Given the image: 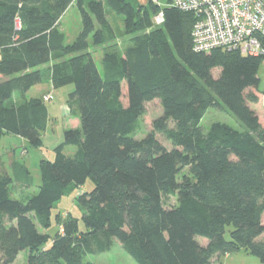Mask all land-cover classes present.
<instances>
[{
	"label": "trees",
	"instance_id": "1",
	"mask_svg": "<svg viewBox=\"0 0 264 264\" xmlns=\"http://www.w3.org/2000/svg\"><path fill=\"white\" fill-rule=\"evenodd\" d=\"M72 5L82 29L67 44L61 19ZM159 12L150 0H0V144L14 135L43 146L49 109L28 93L45 81L74 86L82 124L64 131L53 161L40 163L42 186L26 199L12 197L21 179L0 161V264L22 253L26 264H93L88 256L116 243L137 264H211L241 250L264 264V126L251 106L260 100L263 60L195 52L194 16L167 7L157 26ZM111 13L133 36L123 46ZM105 44L100 68L91 45ZM156 100L163 115L139 139L146 105ZM212 108L240 128L202 127ZM23 176L30 188L27 169ZM89 179L94 189L77 197L84 229L66 217L52 238V208Z\"/></svg>",
	"mask_w": 264,
	"mask_h": 264
},
{
	"label": "rangeland",
	"instance_id": "2",
	"mask_svg": "<svg viewBox=\"0 0 264 264\" xmlns=\"http://www.w3.org/2000/svg\"><path fill=\"white\" fill-rule=\"evenodd\" d=\"M159 4L162 7H165L167 6L168 1L160 0ZM111 21L116 30L117 43L123 46L133 38V36L125 33L122 18L111 13ZM81 29L82 19L80 12L77 6H72L61 19V31L65 34L66 43H73ZM107 47L108 44L99 47L91 45V52L100 68ZM259 78L261 80L259 89L260 91H264V63L261 65ZM73 90L74 86L72 85L54 89L50 83L45 81L43 84L32 88L28 93L29 98H42L49 109L50 121L47 132L43 135V146L37 147L32 145L28 140L14 135H4L2 137L0 144V161L5 165L14 178L15 174H18L19 179H21V181H15L12 187L13 198L21 200L38 193L42 186V171L39 166L40 163L43 160L53 161L55 159L54 149L64 141L65 130L74 128L75 126H78V128L82 127L81 117L78 113V106L75 104L76 102L74 103L70 100V93ZM162 115L163 109L160 101L156 100L148 103L146 105V113L141 119L140 128L136 137L141 139L151 132L153 130L154 120ZM215 122L227 123L235 128H240L237 120L230 113L212 108L209 109L201 124L202 127L208 129ZM159 138L168 146V148L172 147L171 144L166 143L161 137ZM76 151L77 147L67 146L64 152L67 155H73ZM26 169L32 177L33 184L30 188L24 187V181H26V178H24L23 173ZM93 189L94 184L89 179L84 185L79 186L73 193L64 196L60 202L54 205L52 208V226L49 231H47L52 238H54L61 229L60 220L66 217L75 218L79 222V227L84 229V224L81 220L82 212L77 197L85 192H90ZM176 203V198H172L169 201L168 206L172 207L176 205ZM230 229L231 228H228V230ZM262 239H264V236ZM51 244L52 241H50L48 245L51 246ZM86 262H91L93 264H137V262L125 252L120 243H116L111 252L88 256ZM26 263L27 254L22 253V256H20L15 264ZM211 264H260V260L256 256L241 250L230 255L216 256Z\"/></svg>",
	"mask_w": 264,
	"mask_h": 264
},
{
	"label": "built area",
	"instance_id": "3",
	"mask_svg": "<svg viewBox=\"0 0 264 264\" xmlns=\"http://www.w3.org/2000/svg\"><path fill=\"white\" fill-rule=\"evenodd\" d=\"M160 8L154 17L157 26L165 21L164 9L175 8L192 14L193 50L210 53L214 50L261 58L264 63V0H150Z\"/></svg>",
	"mask_w": 264,
	"mask_h": 264
},
{
	"label": "crops",
	"instance_id": "4",
	"mask_svg": "<svg viewBox=\"0 0 264 264\" xmlns=\"http://www.w3.org/2000/svg\"><path fill=\"white\" fill-rule=\"evenodd\" d=\"M134 3H136V4H140V5H145V4H147L148 3V1L149 0H132ZM72 6H75V5H72ZM71 6V7H72ZM70 9V8H69ZM52 86V85H51ZM53 88V87H52ZM259 96H260V100H259V102L258 103H256V104H253V105H251L252 106V108L256 111V113L258 114V116L260 117V120H261V123L263 124V126H264V91H260V94H259ZM38 98H40V97H38ZM74 128H78V126L76 127H74ZM24 254V253H23ZM20 256H22V254L20 255ZM20 256H19V258H20ZM19 258H18V260H19Z\"/></svg>",
	"mask_w": 264,
	"mask_h": 264
}]
</instances>
